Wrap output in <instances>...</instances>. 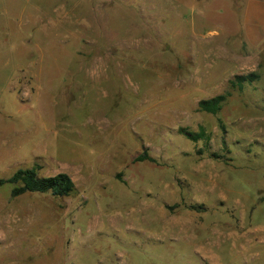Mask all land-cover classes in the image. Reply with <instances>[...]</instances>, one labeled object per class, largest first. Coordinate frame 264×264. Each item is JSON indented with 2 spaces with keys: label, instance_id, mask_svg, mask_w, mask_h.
I'll list each match as a JSON object with an SVG mask.
<instances>
[{
  "label": "rangeland",
  "instance_id": "rangeland-1",
  "mask_svg": "<svg viewBox=\"0 0 264 264\" xmlns=\"http://www.w3.org/2000/svg\"><path fill=\"white\" fill-rule=\"evenodd\" d=\"M240 8L0 0V179L74 187H0V264H264V13Z\"/></svg>",
  "mask_w": 264,
  "mask_h": 264
},
{
  "label": "trees",
  "instance_id": "trees-1",
  "mask_svg": "<svg viewBox=\"0 0 264 264\" xmlns=\"http://www.w3.org/2000/svg\"><path fill=\"white\" fill-rule=\"evenodd\" d=\"M258 75H238L234 79L230 80L232 89H242L246 82L252 83L258 79ZM231 96L229 92L226 94L218 95L212 99L202 100L199 102V109L211 114H218L222 109L223 104L227 101L228 97ZM180 133L185 135L192 141H199L206 139L207 134L204 129L200 132H191L185 128L180 129ZM152 160L147 155L139 156L136 160ZM153 161V160H152ZM6 183L20 184V186L14 187L12 190V196L18 197L26 193H56L59 195H66L73 190V181L69 174L59 173L54 176L42 177L39 176L37 170L33 169H20L11 178L0 179V187Z\"/></svg>",
  "mask_w": 264,
  "mask_h": 264
},
{
  "label": "crops",
  "instance_id": "crops-1",
  "mask_svg": "<svg viewBox=\"0 0 264 264\" xmlns=\"http://www.w3.org/2000/svg\"><path fill=\"white\" fill-rule=\"evenodd\" d=\"M4 1V0H3ZM170 2V0H168ZM181 3L187 4V1L190 2V0H180ZM214 0H191L192 3L197 5H209ZM240 11H242L244 14H247L246 20H249L250 14L254 13H264V0H241V8ZM249 23V21L247 22Z\"/></svg>",
  "mask_w": 264,
  "mask_h": 264
}]
</instances>
